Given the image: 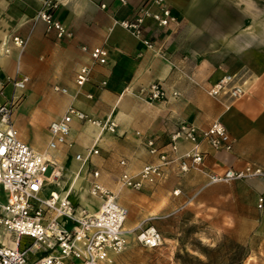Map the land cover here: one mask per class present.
I'll return each instance as SVG.
<instances>
[{
	"label": "crops",
	"instance_id": "crops-1",
	"mask_svg": "<svg viewBox=\"0 0 264 264\" xmlns=\"http://www.w3.org/2000/svg\"><path fill=\"white\" fill-rule=\"evenodd\" d=\"M126 1L57 0L55 16L74 34L71 39H59L55 31H47L44 21L36 19L42 7L39 0H0V101H17L13 122L21 139L62 169L60 184L51 185L50 191L62 193L68 175H79L81 185L69 197L93 212L96 204L91 209L82 203V181H87L93 170L100 171L104 185L123 194L121 203L129 211L133 210L131 195L152 201L151 208H157L174 191L182 193L177 198L182 199L185 193L209 187L208 174L183 173L174 162L165 168L163 180L145 184L142 191L118 189L123 172L137 174L144 165L158 162L145 146L147 138H154L161 151L171 153L170 135L181 120L205 129L218 119L235 139L230 151L202 142L207 173L219 175L247 165L264 170V0H166L179 24L161 29L153 20L146 21V34L164 45L166 58L146 49L117 23L132 18L147 3ZM14 37L28 38V42L21 49L14 44ZM83 46L105 48L108 63L93 64ZM83 65L91 67V78L80 88L76 76ZM226 73L242 75L247 89L229 109L204 90ZM23 77L29 78L27 87L15 88L14 82ZM154 82L162 84L167 99L149 102L141 95V90ZM54 86L68 91L61 93ZM70 105L94 119H114L116 132H101L91 123L75 119L68 143L49 149V126ZM95 146L99 154L90 161L76 159ZM191 146L182 141L179 155ZM121 160L126 165H121ZM229 185V197L241 205L238 209H242L241 200L247 193L252 202L245 208L259 211L256 204L264 196L262 178ZM143 220L145 217L128 218L126 227L134 229Z\"/></svg>",
	"mask_w": 264,
	"mask_h": 264
},
{
	"label": "built area",
	"instance_id": "built-area-1",
	"mask_svg": "<svg viewBox=\"0 0 264 264\" xmlns=\"http://www.w3.org/2000/svg\"><path fill=\"white\" fill-rule=\"evenodd\" d=\"M42 4L36 15L37 20L46 24L48 32L55 31L59 39L74 37V34L55 16L57 0H39ZM126 4V0H121ZM151 6H156L157 10ZM106 7V4H102ZM153 20L158 28H169L179 24L166 0H147L130 19L119 20L118 24L138 38L146 49L157 56L166 58L164 45L146 34V21ZM13 42L24 48L28 38L14 37ZM82 49L89 53L93 64L106 65L108 51L103 47ZM91 78V67L83 65L76 76V84L82 88ZM28 77L16 80L14 86L24 90ZM106 85V82H103ZM56 91L67 93V89L54 86ZM206 93L219 101L226 109L246 95V81L237 73H226L215 83L205 87ZM141 95L149 102L163 101L168 94L160 82H154L141 90ZM174 95H179L176 91ZM89 98L93 95L88 94ZM16 100L0 101V264H115V256L125 252L130 245V237L144 247L156 248L162 237L155 228L134 229L124 227L128 208L118 200V195L101 181L99 170L89 174L88 192L99 200L95 211L73 202L68 195L50 191L51 185H59L64 176L62 169L44 154L36 151L23 141L13 122ZM89 122L101 132L115 133L118 127L114 119H94L70 105L65 114L49 126L51 139L48 147L58 149L68 143V136L74 120ZM190 143L189 150L179 155L180 143ZM202 142L213 148L233 149L235 139L220 121H213L207 128L200 129L195 124L181 120L170 135L171 153L161 151L154 138H147L145 146L158 162L148 163L137 174L123 172L119 178L122 187L135 191L144 189L145 184H154L165 178V168L177 162L181 172L198 171L208 174L210 183L230 182L260 177L264 180L261 167L247 165L241 170L227 169L223 174H209L204 162L206 155L201 149ZM99 154L97 146L87 148L86 155L78 154L76 159L86 163L93 155ZM121 165H126L121 160ZM6 202L2 203V195ZM48 193V194H46ZM177 193V192H176ZM257 207L264 210V196L258 198ZM9 241V242H6Z\"/></svg>",
	"mask_w": 264,
	"mask_h": 264
},
{
	"label": "rangeland",
	"instance_id": "rangeland-1",
	"mask_svg": "<svg viewBox=\"0 0 264 264\" xmlns=\"http://www.w3.org/2000/svg\"><path fill=\"white\" fill-rule=\"evenodd\" d=\"M235 181L241 180L210 183L209 179V187L185 193L182 199H177L182 193L174 191L157 208H151L152 201L131 195L133 210L128 209L124 227L127 229L128 218L145 217L138 226L155 228L162 243L148 248L131 236L129 248L115 256V264H264V212L257 204L258 212L245 208L252 202L247 193L241 200L242 209H238L241 205L229 197V184ZM87 184L86 180L82 181L86 196L91 197ZM118 186L119 190L130 189ZM115 193L121 203L123 194ZM1 202H6L4 193ZM0 241H4L3 236Z\"/></svg>",
	"mask_w": 264,
	"mask_h": 264
},
{
	"label": "bare ground",
	"instance_id": "bare-ground-1",
	"mask_svg": "<svg viewBox=\"0 0 264 264\" xmlns=\"http://www.w3.org/2000/svg\"><path fill=\"white\" fill-rule=\"evenodd\" d=\"M48 158V157H47ZM69 178V181L65 180L64 183L67 184V186L63 189L62 193L63 194H66V195H72L73 192H76L77 189L79 188V175H75V174H72V175H68ZM86 191V187L84 188V191ZM85 194V193H83ZM72 199V198H71ZM98 202L99 203V200L94 198V197H86V194L85 195H82V203H85V204H88V206H90L91 209H94V207L92 206V204Z\"/></svg>",
	"mask_w": 264,
	"mask_h": 264
}]
</instances>
